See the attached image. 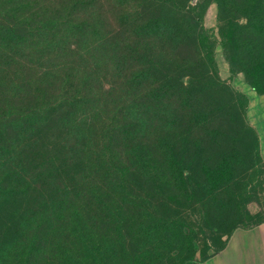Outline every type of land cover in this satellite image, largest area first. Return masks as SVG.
<instances>
[{
  "label": "rangeland",
  "instance_id": "rangeland-1",
  "mask_svg": "<svg viewBox=\"0 0 264 264\" xmlns=\"http://www.w3.org/2000/svg\"><path fill=\"white\" fill-rule=\"evenodd\" d=\"M166 11L0 0V264H199L264 220V0H208L221 83L194 63L204 97L186 91L181 122L132 83L136 63L196 55L165 40Z\"/></svg>",
  "mask_w": 264,
  "mask_h": 264
},
{
  "label": "trees",
  "instance_id": "trees-1",
  "mask_svg": "<svg viewBox=\"0 0 264 264\" xmlns=\"http://www.w3.org/2000/svg\"><path fill=\"white\" fill-rule=\"evenodd\" d=\"M207 3L208 0H198L194 5L187 3L183 4L182 6H176L173 9L172 6L174 3H172L170 0H164V7L167 8V11L164 12V16L168 17L166 20L167 25L165 28V40L171 44H176V46L183 50L193 49L196 52L194 59L183 57L184 59H182L177 70L173 68L172 63L169 61H148V66H145L143 69L140 68L136 63L132 73V83L135 86L137 100L142 101L141 94L143 97L147 95V89L143 88L142 91L139 92V88L143 86L142 84L145 81L150 82L149 85H146V87L150 86L148 94L151 97L153 95L155 96V94H158L157 99H159L157 104L152 105V108L158 111L163 110L164 113L166 112L169 117L172 116V118H174L176 121L178 120V122H181L180 118H183L181 117V113L182 109H184V106L187 108L192 104L195 105V103H193L194 100L190 99V96L187 95L186 91L193 93L194 96L192 97L194 99H198L197 104H200L203 101L202 98L204 97L205 84L203 79H201L199 76L202 78L204 76L212 77L211 83H214L215 85L221 83V80H213L212 76L216 70L215 47L218 37L215 34L214 29L205 25L204 19L207 11ZM171 14L176 15V18L172 17V19H169ZM139 26L140 27H138L137 33L141 31L144 32L145 29L152 31L150 27L143 29L145 24L144 26ZM46 27H49V30H52V28H54V24ZM223 30L224 26L221 25V34L225 38ZM155 34H157V32L153 33L152 35ZM136 38L135 50L137 54H139L141 45L138 41L139 36H136ZM156 38L157 40L159 39L158 36ZM171 44H168V47L174 48L175 46ZM224 44L226 45V42H224ZM194 63H203L205 65L204 68L206 69V74L204 76L202 73L198 76L196 71L197 66H194ZM155 75L159 76L160 78L156 79ZM150 112H152L150 117H154L152 109H150ZM217 114L218 113L216 111H208L206 109L196 111L194 119H197V121L195 124H202L204 122L211 121L216 122L218 118ZM138 117L143 121L146 120L142 115H138ZM147 118L149 120L148 116ZM163 148L166 149L165 153L174 152L172 145L168 141L164 143ZM169 165L171 168L174 167L173 163L171 162ZM262 222H264V220H259L255 224L246 228H252ZM227 243L220 250L214 252L210 256L224 249Z\"/></svg>",
  "mask_w": 264,
  "mask_h": 264
},
{
  "label": "crops",
  "instance_id": "crops-1",
  "mask_svg": "<svg viewBox=\"0 0 264 264\" xmlns=\"http://www.w3.org/2000/svg\"><path fill=\"white\" fill-rule=\"evenodd\" d=\"M199 264H264V222L236 229L224 249Z\"/></svg>",
  "mask_w": 264,
  "mask_h": 264
}]
</instances>
